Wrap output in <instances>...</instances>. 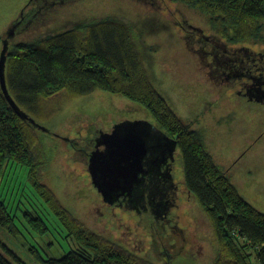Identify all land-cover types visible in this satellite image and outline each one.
Listing matches in <instances>:
<instances>
[{
    "label": "rangeland",
    "instance_id": "rangeland-1",
    "mask_svg": "<svg viewBox=\"0 0 264 264\" xmlns=\"http://www.w3.org/2000/svg\"><path fill=\"white\" fill-rule=\"evenodd\" d=\"M29 2L0 0V52L2 38L14 21L28 15L35 4L43 3L34 0L30 6ZM48 2L46 8L24 20L20 29L17 26L9 45L35 43L84 20L111 15L125 20L132 26L156 88L177 115L201 133L205 153L241 196L264 213V105L242 99L236 94L237 81L216 79L201 56L185 48L183 31L176 20L186 18L209 36L213 32L204 15L171 0H159L158 10L142 0ZM216 45L225 50L222 42ZM229 46L264 52V42L245 41ZM38 109L39 115L31 116L46 130H35V155L40 162L36 175L82 228L118 244L141 264H213L218 243L206 211L179 184L184 183L179 148L174 170L178 197L167 209V216L161 214L164 218L152 211L138 213L133 208L113 207L102 200L91 182L86 164L89 138L100 132L112 133L123 122L141 121L156 126L143 106L97 91L73 99L59 93L43 101ZM0 200L6 203L20 229V235L13 237L0 227V241L18 258L16 264H40L33 249L46 259L60 257L78 246L34 191L27 168L9 164L0 174ZM26 211L44 219L49 228L44 236L27 227ZM246 250L251 254L250 264H258L254 250Z\"/></svg>",
    "mask_w": 264,
    "mask_h": 264
},
{
    "label": "trees",
    "instance_id": "trees-1",
    "mask_svg": "<svg viewBox=\"0 0 264 264\" xmlns=\"http://www.w3.org/2000/svg\"><path fill=\"white\" fill-rule=\"evenodd\" d=\"M33 1L30 0V6ZM65 1L71 0H60ZM171 1L181 2L206 17L213 32L209 36H205L200 27L186 18L176 20V23L183 31L185 48L199 54L210 71L213 56L225 55L219 48L211 47L219 41L225 50L237 42H264V0ZM42 2L41 5L35 4V9L23 16L24 19L21 20L20 16L14 21L20 22L18 29L23 26L24 20H29L49 3L48 0ZM142 2L155 10L161 9L157 5L159 0ZM188 28L198 35L195 32L187 34L185 30ZM211 50H214L213 55ZM145 60L132 26L112 15L103 16L75 23L64 31L45 35L35 43L9 45L6 84L11 97L29 116L31 113L39 115L38 106L59 93L73 99L103 91L143 106L155 119L157 127L176 140L181 152L184 186L206 211L218 243L213 264H250L248 248L254 250L258 264H264V213L241 196L205 153L201 133L192 130L156 88ZM36 128L13 111L0 89V174L5 173L9 164L27 168L34 191L67 230V235L78 244L60 257L46 259L40 258L39 252L33 249V253L38 255L35 257L38 262L141 264L118 244L82 228L51 190L39 181L36 175L40 164L35 155L38 144ZM89 144L90 140L87 146ZM14 218L6 203L0 200V227L7 234L17 237L20 229ZM24 220L33 233L44 236L48 232L49 228L40 215L26 211ZM0 246V264H16L18 258L14 253L1 241Z\"/></svg>",
    "mask_w": 264,
    "mask_h": 264
},
{
    "label": "flooded vegetation",
    "instance_id": "flooded-vegetation-1",
    "mask_svg": "<svg viewBox=\"0 0 264 264\" xmlns=\"http://www.w3.org/2000/svg\"><path fill=\"white\" fill-rule=\"evenodd\" d=\"M185 31L187 34L188 32L197 34L190 28ZM211 47L217 48V45L214 44ZM213 52L210 53L213 55ZM223 53L224 58L213 56L211 67L214 77L224 79L229 83L237 81L236 85L239 87L236 89V94L238 96L264 105V52L245 46H230V49L223 50ZM141 131L144 132L146 151L138 170L140 171L138 181L131 195L121 196L111 206L133 208L138 213L152 211L156 216L164 218L168 214L167 209L170 205H174L178 197L179 184L184 185L181 181L178 184L174 172L178 146L175 138H170L157 125L142 127ZM96 137L97 135L92 139L89 138L90 151L94 148ZM90 151L86 153V164ZM162 213L166 215L162 216Z\"/></svg>",
    "mask_w": 264,
    "mask_h": 264
},
{
    "label": "water",
    "instance_id": "water-1",
    "mask_svg": "<svg viewBox=\"0 0 264 264\" xmlns=\"http://www.w3.org/2000/svg\"><path fill=\"white\" fill-rule=\"evenodd\" d=\"M19 21L13 23L2 38L0 52V89L9 106L23 119L38 129L46 130L27 114L11 97L5 76L9 39L16 33ZM152 125L141 121L123 122L111 133L100 132L90 151L87 171L91 182L105 203L114 204L121 196L131 195L138 179V170L146 151L144 132L139 128ZM142 132V134H141ZM102 147V149L100 148Z\"/></svg>",
    "mask_w": 264,
    "mask_h": 264
}]
</instances>
